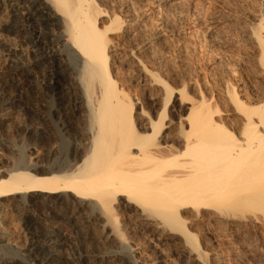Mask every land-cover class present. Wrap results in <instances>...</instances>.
I'll use <instances>...</instances> for the list:
<instances>
[{"label": "bare ground", "instance_id": "6f19581e", "mask_svg": "<svg viewBox=\"0 0 264 264\" xmlns=\"http://www.w3.org/2000/svg\"><path fill=\"white\" fill-rule=\"evenodd\" d=\"M130 1H121L128 9V19L121 21L124 19L109 12L100 0H0V19L21 8L26 11L21 24H13L10 31L24 37L32 56L28 69L15 76L11 69L0 68V84L14 78L20 84L38 82V89L51 97L53 108L61 112L55 125L57 133L70 139L65 159L61 160L55 156L61 151L51 145L55 138L47 135L51 132L38 134V139L50 143L47 155L54 157L51 168L35 163L0 171V207L10 203L22 212L28 207L36 214L23 218V226L31 235L23 260L13 258L7 262L2 255L0 264H130L129 257L122 258L124 248L97 253L75 247L66 254L58 251L65 237L54 228L55 223L64 220L75 230L80 243L106 245L115 240V230L110 229L115 201L131 213L142 230L172 243L174 250L179 249L192 264H208V255L212 264H230L232 260L264 264L256 245L242 242L250 233L262 232L264 236V101L257 111L239 114L232 129L207 109L192 119L198 105L194 102L197 105L191 104L190 114L184 117L187 130L181 129L183 122L177 120L179 124H175L172 118L174 122L168 121L165 126H175L176 132H164V139L155 142V129L163 117L155 122L143 116V122L135 126L130 112L133 107L118 92L112 77L118 53L109 37L115 31L125 38L132 36L136 16ZM250 34L263 48L259 35L254 30ZM138 38L131 44L134 51L153 40ZM15 52L8 51L6 58L15 56ZM139 61L135 63L142 65ZM31 72L35 80L30 78ZM147 75L150 85L155 86L158 81L154 74ZM162 85L165 98L170 97ZM15 103L12 98L2 101L8 112L14 110ZM77 110L78 116L74 113ZM33 113L36 118L32 122L40 120L41 114ZM38 145L34 143L33 148ZM27 196H40L45 201L54 198L56 206L37 201L24 204L22 199ZM57 206L60 212L56 216L38 219L45 207L54 211ZM187 221L204 223L203 234L211 244L229 245L201 249L196 235L182 229ZM231 228L236 232L235 240L224 233Z\"/></svg>", "mask_w": 264, "mask_h": 264}, {"label": "rangeland", "instance_id": "374dc122", "mask_svg": "<svg viewBox=\"0 0 264 264\" xmlns=\"http://www.w3.org/2000/svg\"><path fill=\"white\" fill-rule=\"evenodd\" d=\"M100 1L102 5L104 4V8L108 6L109 12L117 13L116 15L120 20L121 18L124 19L121 21L128 19V16L126 17L128 9L125 4L121 3L123 0ZM165 1V3L159 0L130 1V8L133 9V14L135 13L134 17L136 16L131 28L134 37L125 38L120 31H115L109 37L112 40L111 44L114 45L118 53L115 57L112 77L113 80L115 79L118 92L125 96L129 105L133 107L132 109L130 107V112L132 111L134 125L142 123L143 116L151 118L153 121L161 120L162 116L160 126L157 124L159 127H156L159 131L155 129L158 132H155V137H157L155 142H161L164 139V132L173 133L176 129L175 126V129L174 127L166 129L165 125L169 123L168 121L174 119L175 124L182 123L192 110L191 104L197 103L192 119L200 115L199 111L202 110L204 114L207 109V112L215 113L218 121L227 122L229 129H232L239 114L245 111H257L264 101L262 98L264 94V69H261L264 61L260 62V59L263 58L262 54L264 55L262 53L264 47L260 48L258 41L252 39L250 34L254 30L263 40L262 46H264V0ZM14 13L12 15L5 14L6 17L9 16V19L5 17L0 19V68L11 69L15 76L28 69L32 56L24 37L11 32L13 24H21L26 11L21 8ZM133 32L137 33L134 34ZM247 32L249 33L247 34ZM260 34L262 35L260 36ZM146 36L153 39L150 45L142 48V50L134 51L131 49V44L137 40L136 38L139 37V40L140 38L147 39ZM11 49L16 51V55L6 58L7 52ZM136 60H140L142 65H137ZM32 73H30V78L35 80V75ZM148 73L149 75L154 74L155 80L157 79L158 82H155V86L150 85L151 79L148 77ZM6 83L0 84V92L2 93L0 98V171L12 170L18 164L28 166L36 163L51 168L54 157H49L50 152L47 147L50 146V143L45 139H38L39 133H43L45 136V133L49 131L51 134L47 133V135L55 138L51 145L61 151V154L55 156L64 160L70 139L66 137L65 140L57 133L55 125L59 122L57 117L61 112L53 108V99L51 97L49 99L43 90L38 89V82L20 84V81L14 78ZM162 84L168 89L167 94L170 97L165 98L164 90L160 87ZM261 95L262 97H260ZM158 97L164 102L160 98L157 100ZM10 98L16 102V105L13 111L8 112L9 110L2 105V101ZM33 112L38 115L41 114L40 120L32 122L36 118ZM74 113L79 115L78 110ZM198 113L199 115H197ZM177 120L179 121L176 122ZM183 124V127L182 125L179 127L181 126V129L186 131L188 127L184 122ZM37 142L39 145L33 148L34 143ZM19 159L28 160L23 163ZM27 197L22 199L25 201L24 204L37 201L42 205L56 206L54 198L45 201L40 196ZM7 204L5 207H0V258H8L7 262L13 258L23 260L22 255L25 254L27 246L31 244V235L23 226V218L24 216L35 217L36 214L30 212L28 207L22 212L12 205L10 206V203ZM57 207L54 211L45 207L39 213L38 219L56 216L60 212L59 206ZM113 207L114 216L112 215L110 229L111 231L115 230L113 232L116 236L115 240L106 244L107 246L98 242L80 243L76 239L75 230H71L67 221L64 220L55 223L54 228L57 233L65 237L63 243L58 246L60 249L58 251H63L66 254L75 247L97 253L99 250L115 252L124 248V251L122 249L119 251L125 252L122 258L129 257L130 264H192L186 260L179 249L174 250L175 247L172 243L164 242L155 234L142 230L131 213L119 205L118 201L113 203ZM132 209L133 206H131ZM185 223V227L183 225L182 229L188 230L187 233H191L194 237L196 235L197 243H200L201 249H208L209 247L212 249L216 246L218 249L219 246L223 248V246L229 245L227 242H218L219 244L222 243L219 246L217 243L212 242L211 244L203 234L204 223L191 224L188 221ZM96 228L97 226L94 225L95 230H97ZM185 230L183 231L185 232ZM224 233L232 240L236 232L231 228L225 230ZM250 234L249 237L243 238L242 242L247 245L249 243L252 246L256 245L254 247L256 252L264 256L263 233ZM127 245L128 247H126ZM207 258L208 264H212L211 256L208 255ZM230 264L241 263L232 260Z\"/></svg>", "mask_w": 264, "mask_h": 264}]
</instances>
